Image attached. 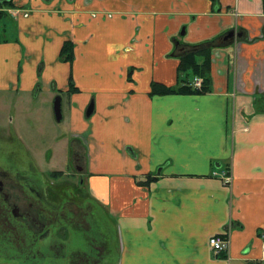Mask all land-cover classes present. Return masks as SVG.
<instances>
[{
  "label": "crops",
  "instance_id": "0c3cea01",
  "mask_svg": "<svg viewBox=\"0 0 264 264\" xmlns=\"http://www.w3.org/2000/svg\"><path fill=\"white\" fill-rule=\"evenodd\" d=\"M204 49L209 93L149 95L152 83L176 86L180 58ZM8 92L60 97L67 135L55 146L65 163L81 155L80 190L113 264L263 262L262 0H0ZM212 236L226 238L223 255Z\"/></svg>",
  "mask_w": 264,
  "mask_h": 264
},
{
  "label": "flooded vegetation",
  "instance_id": "af4514ba",
  "mask_svg": "<svg viewBox=\"0 0 264 264\" xmlns=\"http://www.w3.org/2000/svg\"><path fill=\"white\" fill-rule=\"evenodd\" d=\"M11 153L6 151L5 161L0 162V216L17 232H23L25 264H113L101 213L80 190V153L66 160L64 171L53 172L48 178L37 167L20 171L11 162ZM64 175L67 181L75 179L76 189L66 187L56 202L51 198L50 183ZM45 215L47 222L42 220ZM10 241L13 237L9 233L0 238L9 251ZM15 255L17 251L9 256L16 259Z\"/></svg>",
  "mask_w": 264,
  "mask_h": 264
},
{
  "label": "rangeland",
  "instance_id": "374dc122",
  "mask_svg": "<svg viewBox=\"0 0 264 264\" xmlns=\"http://www.w3.org/2000/svg\"><path fill=\"white\" fill-rule=\"evenodd\" d=\"M55 97L43 93L39 97L32 96L27 100H20L13 92L0 94V162L5 161L8 151L12 152L9 154L11 162L15 163L20 171L28 170L30 166L37 167L43 176L48 178L53 172L65 170L64 148L60 146L62 144L55 146L54 140L67 135V122L64 120L58 124L54 120L52 102ZM63 114L67 119L69 109L65 101ZM65 177L64 175L56 181L51 180L50 185L53 187L51 198L56 202L64 196L66 187L76 189L75 179L67 181ZM46 218L45 215L42 220L46 221ZM5 219L0 216V238L11 234L13 237V241H10L11 249L13 246L15 249L9 251V248L0 242V264H25L26 261L23 259H26L24 253L27 250L22 248L25 246L23 232H17ZM16 251L17 255L14 256L16 259H12L10 256ZM4 258L10 259L5 261Z\"/></svg>",
  "mask_w": 264,
  "mask_h": 264
},
{
  "label": "trees",
  "instance_id": "16d2710c",
  "mask_svg": "<svg viewBox=\"0 0 264 264\" xmlns=\"http://www.w3.org/2000/svg\"><path fill=\"white\" fill-rule=\"evenodd\" d=\"M262 10L264 12V0H262ZM206 53L202 61L196 60V57L201 53ZM208 50L194 51L180 58V63L177 68L178 81L174 87H165L160 84L152 83L150 86V96H165V95H202L210 91V60L207 55ZM72 60V47L70 43H64L60 51V61L70 62ZM195 78L202 80L199 89L193 87ZM72 84H70V92H74ZM147 182V181H146ZM145 182V183H146Z\"/></svg>",
  "mask_w": 264,
  "mask_h": 264
},
{
  "label": "built area",
  "instance_id": "2783aa9c",
  "mask_svg": "<svg viewBox=\"0 0 264 264\" xmlns=\"http://www.w3.org/2000/svg\"><path fill=\"white\" fill-rule=\"evenodd\" d=\"M201 84H202L201 79H199V78L194 79L193 87L199 89L201 87ZM213 176H215V174H213ZM220 179L225 185L230 184V175L229 174H225ZM261 236H262V238H264L263 235H261ZM208 246H209L211 252L214 254V256H221L226 252V250L228 248V242H227L226 238H224V237L212 236L208 239ZM260 264H264V260Z\"/></svg>",
  "mask_w": 264,
  "mask_h": 264
},
{
  "label": "water",
  "instance_id": "95a60500",
  "mask_svg": "<svg viewBox=\"0 0 264 264\" xmlns=\"http://www.w3.org/2000/svg\"><path fill=\"white\" fill-rule=\"evenodd\" d=\"M234 39V32H229L223 37V41L227 42ZM52 112L53 117L56 123H60L62 121V111H61V99L60 97H55V99L52 102ZM93 112V104H90L85 112V117L88 118L91 116Z\"/></svg>",
  "mask_w": 264,
  "mask_h": 264
}]
</instances>
